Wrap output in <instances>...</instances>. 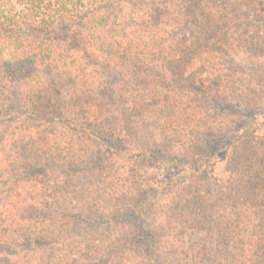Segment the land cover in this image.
I'll return each instance as SVG.
<instances>
[{
    "label": "trees",
    "instance_id": "trees-1",
    "mask_svg": "<svg viewBox=\"0 0 264 264\" xmlns=\"http://www.w3.org/2000/svg\"><path fill=\"white\" fill-rule=\"evenodd\" d=\"M225 1L0 0V264H264V134L224 120L264 117V0ZM223 129L210 170L182 162ZM133 153L177 170L139 186L175 197L153 217L116 184Z\"/></svg>",
    "mask_w": 264,
    "mask_h": 264
},
{
    "label": "rangeland",
    "instance_id": "rangeland-1",
    "mask_svg": "<svg viewBox=\"0 0 264 264\" xmlns=\"http://www.w3.org/2000/svg\"><path fill=\"white\" fill-rule=\"evenodd\" d=\"M152 1L154 3L157 2L158 6H160L161 4H164V2H166V0H157V1L152 0ZM146 2H148V1H140V3H138V4H141L144 6V5H146ZM219 3L221 4V6H223L224 4H227V2L225 0H219ZM200 5H202V4H197L196 6H200ZM186 16H187V14H186ZM257 30L259 31L258 35L262 36V34L264 33V29L260 27V28H257ZM54 38H56V37L54 36ZM211 108H212V106H211ZM258 113L264 114V107ZM254 114H256V113L253 112L252 108H241L240 110H237L235 113H234L233 109H228L226 111V113L224 114V116H225L224 120H226V119L229 120L227 126H229V125L233 126L234 124L237 126L239 124V125H242L243 127H248L250 130H253L255 128V129L259 130L262 134H264V117H261V116L255 117V116H253ZM208 136L209 137H208L207 145L204 144V139L202 137V142L201 143L199 142L200 145H197L196 150L188 152L189 153L188 157H185V158L181 157L180 158L182 160V162H186V163H188V162H200V160L202 158L198 157L199 154H202V156L207 155V157L211 154L212 158H214L213 153L221 152V150L224 147V145L226 144L227 138H228V136H226V134L224 132V129H223V131L222 130L220 131V134H218V132H217L216 135L214 136V134L208 133ZM219 136H221L223 138L220 139ZM210 143H212V144H210ZM120 145L121 144H116L117 148H120ZM124 147L130 148V146H128L127 144H124ZM59 151L61 153L58 155L64 154L63 159L71 158V155L69 153L72 152V150H59ZM75 151H77L80 154V156H82V159H80V161H78L75 165L77 170L79 168H84V166L88 167L87 163L92 161V159H94L96 157L98 159L100 158L102 160L103 159L107 160L108 154H109L108 153L109 150H98L97 148H94V147H92L91 150H75ZM115 151L117 152V151H124V150H115ZM169 152H171L173 154L183 153V152H181V150H169ZM53 153H55V152H53ZM66 154H69L70 157L67 156ZM138 155H139L138 153H133L132 159H128L127 160L128 162L124 163V164H128L127 165L128 168H133V169H131L127 172H124V173H122L119 170L117 172V174L115 175L116 179L119 183L118 182L116 183L115 178H114V183L121 185L123 187V190L127 194V197H128V195L129 196L134 195L138 199V198H141L144 196L143 197L144 199H148V200H143L142 202H144V203H146L147 201L150 202L149 200H151V203H152V200H153L152 198L155 196V199H154L155 201L153 200L152 205L146 203L145 207H146V209H148L150 211V215H152L155 212L160 213L161 207H165V209H166L167 208L166 206L169 204V202L172 199H173L172 201H175V197L171 196V198L167 197L166 199H164L166 196H169V195L166 193V191H165V189H163V187H161L159 189V191L156 193H155V189H152V191L148 192L147 195L142 194L141 190L139 189L140 188L139 186L143 185V183H145V182H147V183L154 182L155 183V181H158V182L160 181V183H161L163 181V183H164L165 179H168L169 176L171 177L172 172L177 173L176 167H172L170 165L167 166V168L165 167V161H167V158L165 155H163L161 157L163 160L162 161L163 163H161V161H160L161 159L155 160L153 162H149L147 160L138 162V159H141V158H137ZM218 156H220V154H218ZM202 160H203L202 162L205 166L204 171L210 170L212 168V167L210 168V164L211 165L213 164L211 156L207 159V161H206L207 163H204L205 162L204 158ZM114 164H116L115 165L116 167L121 165V163H116V161L114 162ZM207 164H209V165H207ZM107 165L109 166V164H107ZM58 166L59 165L57 164V167ZM104 167H105V169H107L106 164H104ZM134 167H136V169H134ZM63 168H65V167L63 166ZM219 171H220V169H217L215 174H218ZM55 173L57 175L56 177L58 178V183L65 180V178H67L66 176H68L67 174L64 173L66 175L65 176L62 172L61 173L55 172ZM212 174H213V172L210 173L209 175L212 176ZM179 175H180V173L178 174V176L175 179L177 182H179L178 181ZM92 176L95 177L96 173H93ZM82 177H83V175L80 174L77 177H74V179L79 180ZM154 178H155V180H153ZM55 181H56V179H55ZM209 181H211V180H209ZM174 183L175 184L173 185V189L171 187V189H169V191L178 193L177 189H174L175 188L174 186H176L177 184H176V182H174ZM103 184L106 186V185H111L112 183L110 181L109 182L106 181V182H103ZM208 184H210V183H208ZM207 185H204V187H206L204 189L206 190V192L208 193V196H209L210 192L212 191V188L208 187ZM49 194H50V196L55 195L54 192H50ZM160 198H163V199H160ZM159 200H164V201L162 203V201H159ZM209 201H210V204H208V206H206L204 218L208 217L210 214L214 215L215 217L220 216L222 214L223 207H221L217 202L212 201L211 198ZM151 217H153V215ZM127 219H128L127 221L129 223H127L125 228L126 227L131 228L129 230H132V228L140 226L139 225L140 222H136L130 218H127ZM96 232H97V235H96L97 239H100L102 241L99 243L100 245L103 244L102 246L106 247V245H109V243H112V238L109 236V234H108L109 231L107 230V228L105 226H101V228L99 230H96ZM124 232L129 233V231H125V230H124ZM203 237L206 241L207 237L205 238V236L198 235L193 239V241H192L193 244L198 245V243H200L203 240ZM155 241H156V238H155V234H154V236H152V238L150 240V244L152 243L154 245V248H155V245H156V247L158 246V242L156 241V243H155ZM231 255H233V253H231ZM231 258H232V256H231ZM222 262H224V264H227L226 262H229V261L226 260V261H222Z\"/></svg>",
    "mask_w": 264,
    "mask_h": 264
}]
</instances>
